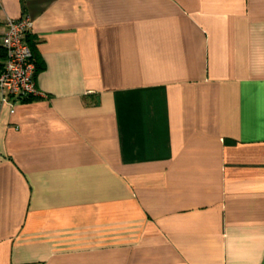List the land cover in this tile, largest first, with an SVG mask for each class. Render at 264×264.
I'll use <instances>...</instances> for the list:
<instances>
[{
	"label": "crops",
	"instance_id": "crops-1",
	"mask_svg": "<svg viewBox=\"0 0 264 264\" xmlns=\"http://www.w3.org/2000/svg\"><path fill=\"white\" fill-rule=\"evenodd\" d=\"M25 15L0 264H264V0H0V38Z\"/></svg>",
	"mask_w": 264,
	"mask_h": 264
},
{
	"label": "built area",
	"instance_id": "built-area-1",
	"mask_svg": "<svg viewBox=\"0 0 264 264\" xmlns=\"http://www.w3.org/2000/svg\"><path fill=\"white\" fill-rule=\"evenodd\" d=\"M0 38L3 60L0 65V101L38 98L43 93L35 85L36 65L27 35L32 20L25 15L8 17Z\"/></svg>",
	"mask_w": 264,
	"mask_h": 264
},
{
	"label": "trees",
	"instance_id": "trees-1",
	"mask_svg": "<svg viewBox=\"0 0 264 264\" xmlns=\"http://www.w3.org/2000/svg\"><path fill=\"white\" fill-rule=\"evenodd\" d=\"M34 62H35V60H34ZM35 65H36V72H37V70H38V65H37L36 62H35ZM28 100H31V99H28Z\"/></svg>",
	"mask_w": 264,
	"mask_h": 264
}]
</instances>
